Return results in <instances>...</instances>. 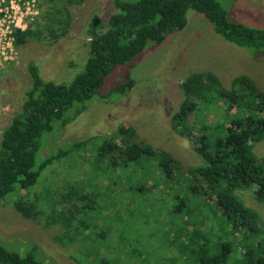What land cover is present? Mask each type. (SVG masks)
I'll return each instance as SVG.
<instances>
[{
  "label": "rangeland",
  "instance_id": "obj_1",
  "mask_svg": "<svg viewBox=\"0 0 264 264\" xmlns=\"http://www.w3.org/2000/svg\"><path fill=\"white\" fill-rule=\"evenodd\" d=\"M21 2H17L20 10L15 2L11 10L29 25L41 15L43 8L38 0ZM219 2L232 19L264 28V0ZM115 11L113 0H85L70 5L67 18L71 26L63 39L52 43L34 37L23 46L14 44L9 48L7 59L0 54V141L31 85L28 62L47 58L41 71L45 78L71 81L84 68L88 58L87 26L92 16L100 13L108 21ZM187 17L183 29L170 31L162 43H150L141 55L129 63L117 65L100 90L104 98L94 97L87 102L86 111L67 124L56 122L54 130L43 135L38 164L48 152L69 148L72 142L79 140L85 143L48 165L38 182L27 191L17 190L0 202V244L21 254L34 249L37 258L48 264H101L103 261L109 264H198L196 253L188 249L185 213L171 211L177 204L176 194L185 190L186 184L170 188L152 175L146 187L137 190L135 185L128 183L124 172H113L105 162L99 161L95 151L103 137L115 139L119 129L130 127L139 142L169 152L185 167L196 165L202 162L201 156L171 127V116L184 97L182 81L193 72L209 70L219 75L228 87L235 76L247 74L264 90V53L257 55L252 49L227 41L214 30L203 13L189 9ZM0 22L2 25V20ZM128 75L135 80L132 88L111 91ZM76 108L77 105L71 107L65 117H71ZM253 149L257 156L264 157V140L256 143ZM110 179L114 180L113 187H109ZM137 179V175L132 178L134 182ZM69 185L79 192L85 188L81 194L97 199L99 203L95 205L101 209V216L92 213L86 219L80 212L73 220L69 217L71 221H67L72 223V229L66 236L63 221L53 222L51 218L46 219V215L51 203L63 213L57 194ZM255 190L256 186L250 185L237 193L264 220V204L257 199ZM22 194L31 200L39 199V218H26L16 210L13 202ZM181 195L187 198L184 192ZM209 211L204 207L202 213L194 215H211L210 222H213V214ZM102 214H106L104 218ZM203 231L205 233L206 229ZM206 235L212 251L225 241L235 242L227 264L247 261V255L238 244L242 237L257 241L262 236L225 235L220 231L198 234Z\"/></svg>",
  "mask_w": 264,
  "mask_h": 264
},
{
  "label": "trees",
  "instance_id": "obj_2",
  "mask_svg": "<svg viewBox=\"0 0 264 264\" xmlns=\"http://www.w3.org/2000/svg\"><path fill=\"white\" fill-rule=\"evenodd\" d=\"M84 1L38 0L43 8L41 15L25 29L14 28L16 46H23L34 37L52 43L60 41L71 26L67 18L68 7ZM113 2L116 11L108 21L100 13L92 16L87 26L88 58L84 68L71 81L45 78L41 71L47 58L28 62L31 85L0 141V202L17 190L27 191L38 182L48 165L84 145V140L72 142L69 148L48 152L39 164L37 162L43 135L52 132L56 122L67 124L86 111L87 102L94 97L104 98L100 90L110 72L117 65L129 63L141 55L150 43H162L170 31L183 29L187 25L189 9L203 13L214 30L227 41L252 49L257 55L264 53V28L232 19L219 0ZM134 83L128 75L111 91L130 89ZM181 88L184 97L171 116V127L201 156V163L185 167L169 152L139 142L130 127L119 129L115 139L103 137L95 148L97 159L105 162L113 172H124L128 183L135 185L137 190L146 187L145 183L152 175L158 176L161 183L166 182L170 188L186 184L185 190L176 194L177 204L171 211L185 213L184 233L188 234V249L196 253L198 264H227L232 255L235 242L225 241L212 251L209 237L198 236L212 231L225 235L262 234L257 241L242 237L238 244L247 255L245 264H264V220L237 193L255 185V195L264 204V157L257 156L253 149L256 143L264 140V90L247 74L235 76L227 87L219 75L209 70L189 74ZM75 105L74 115L65 117ZM134 175L138 176L135 182L132 180ZM113 185L114 180L110 179L109 187ZM84 189L79 192L72 185L65 186L57 194L63 213L51 203L46 215V219L51 218L53 222L63 221L66 236L72 229L69 222L79 217L80 212L86 219L92 213L101 216V209L95 205L99 202L81 194ZM38 203V198L31 200L22 194L13 205L24 217L39 218ZM204 207L213 214V222H210L211 215H194L195 212L202 213ZM102 215L104 218L106 214ZM33 250L21 254L0 244V264H48L38 259ZM101 264L109 263L103 261Z\"/></svg>",
  "mask_w": 264,
  "mask_h": 264
},
{
  "label": "built area",
  "instance_id": "obj_3",
  "mask_svg": "<svg viewBox=\"0 0 264 264\" xmlns=\"http://www.w3.org/2000/svg\"><path fill=\"white\" fill-rule=\"evenodd\" d=\"M14 2H21V4L29 3L28 0H0V21L2 20L3 22L2 25L0 22V54L3 55L5 59L8 58L7 53L9 51V48H13V45L15 44V38L13 35L14 28L18 27L25 29L28 27V23L23 22L21 15H18L15 10L13 11ZM11 7H13L12 10ZM16 7L18 10H20V3H17ZM11 11L13 14H10ZM17 15L19 16V18Z\"/></svg>",
  "mask_w": 264,
  "mask_h": 264
}]
</instances>
